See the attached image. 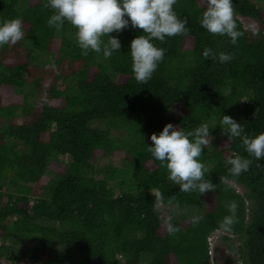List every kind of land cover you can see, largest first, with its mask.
I'll return each instance as SVG.
<instances>
[{
	"label": "trees",
	"instance_id": "16d2710c",
	"mask_svg": "<svg viewBox=\"0 0 264 264\" xmlns=\"http://www.w3.org/2000/svg\"><path fill=\"white\" fill-rule=\"evenodd\" d=\"M45 5L46 0H0V21L20 17L24 30L23 39L0 46V264L42 263L41 249L23 247L20 240L37 241L52 254L50 264H143V253L151 255L148 264H213L208 238L231 200L237 203L236 220L230 232L222 231L229 250L239 253L242 264H264V158L250 156L242 139L264 132V6L233 0L241 35L232 44L227 35L200 27L205 4L176 0L173 9L186 19L188 32L154 39L166 51L151 78L138 82L128 44L140 29L109 33L119 35L121 47L107 58L102 50L83 55L76 28L67 21L60 28L48 25L53 9ZM238 16L253 24L245 28ZM101 39L106 42L107 34ZM205 47L231 59L206 58ZM28 49L51 55L41 62ZM182 50L187 53L177 58ZM98 54L107 59L104 64L95 63ZM187 55V66L173 71ZM223 114L241 123V136L228 139L221 131ZM169 122L185 130L209 125L210 142L197 159L213 191H180L165 165L150 155L148 135ZM119 127L125 129L120 138L112 133ZM216 131L226 137L209 154ZM237 153L251 163L233 177L226 160ZM64 154L71 156L66 163ZM98 155L122 161L106 163L98 178ZM47 169L57 171V181L34 196L32 185H46ZM159 203L204 204V212L197 223L171 221L177 231L169 234ZM232 236L241 239L238 246Z\"/></svg>",
	"mask_w": 264,
	"mask_h": 264
},
{
	"label": "clouds",
	"instance_id": "9594fccd",
	"mask_svg": "<svg viewBox=\"0 0 264 264\" xmlns=\"http://www.w3.org/2000/svg\"><path fill=\"white\" fill-rule=\"evenodd\" d=\"M176 0H46V7L53 9L47 19V24L60 28L65 21L76 28V43L87 55L89 50L101 52L109 57L121 47L118 36L109 33H119L122 29L131 26L140 29L128 44L131 57L133 78L138 82L148 81L158 62L163 58L165 48L154 43L163 42L166 37L188 32L186 19L177 16L173 9ZM198 23L201 28L212 34L227 35L229 42L236 43L241 32L236 28L233 12V0H206V8L201 13ZM253 32L257 31L253 27ZM107 34V41L101 37ZM24 38V30L20 17H13L0 21V46L15 44ZM202 55L212 58L213 55L223 63L231 59V54L219 51L213 54L211 48L205 47ZM220 124L227 138L241 136L242 125L230 115L223 114ZM209 125L201 122L191 130L174 126L171 122L165 123L158 132L148 135V151L157 161L165 165L167 178L179 185L180 191L196 190L203 194L206 190L213 191L215 184L204 178V165L197 159L208 144ZM245 151L257 161L264 158V132L253 137H242ZM227 171L238 176L247 171L251 160L240 154L227 158ZM151 194V193H150ZM161 194L156 192V200ZM228 214L218 223V230L230 232L236 220L237 203L235 200L225 204ZM200 216L192 217L193 223L199 222ZM169 234L177 231L171 223V217L164 221Z\"/></svg>",
	"mask_w": 264,
	"mask_h": 264
},
{
	"label": "rangeland",
	"instance_id": "374dc122",
	"mask_svg": "<svg viewBox=\"0 0 264 264\" xmlns=\"http://www.w3.org/2000/svg\"><path fill=\"white\" fill-rule=\"evenodd\" d=\"M200 4H205L206 5V0H198ZM255 3H257L260 6H264V0H253ZM238 18L241 20L243 26L245 28L250 27L253 24V21L249 18H244L241 16H238ZM62 31L61 30H57L56 35L59 37L61 36ZM116 36L119 35L116 34ZM182 53H187V51L182 50L180 52V54L178 55L177 58L182 56ZM27 54L30 55H39L40 56V61L41 62H47L49 59V56L51 54H47L45 52H39V51H34V50H27ZM190 57L187 55L186 58L184 60H180L175 66H173V70L175 72H181L186 66L187 64H185L184 61L189 60ZM95 63H102L104 64L107 59L104 58L103 56H100L99 54L95 56L94 58ZM66 63V62H65ZM189 64V63H188ZM105 66H102V68L104 69ZM44 86H45V81L42 82L41 85V89L44 90ZM29 87V86H28ZM17 92V91H16ZM15 92V94H16ZM13 98V96H12ZM9 99V98H8ZM18 115L16 117V121L20 122L23 120V115L19 113V110L17 111ZM236 115H241L240 111H235ZM92 125L95 126H107L106 122H104V120H93L91 121ZM112 133L114 135H116L117 137H123L125 135V129L123 127H119V128H112ZM226 134L224 135L223 133L216 131L214 137L212 138L211 144L209 145L208 148V153L212 154L215 150L219 149V144H220V140L225 138ZM71 159V156L69 154H64L61 156V160L63 161V163H66L67 161H69ZM110 161H114L115 163L120 164L122 160L118 161V158L115 157L114 159H109L107 157H103L98 155V157L94 160V167H95V172H96V177L100 178L102 177V173L101 170L103 169V166L110 162ZM47 175H48V180L46 185H36L33 184L32 185V189L33 192L32 194L34 196L37 195H41L44 194L47 187L51 184L56 183L57 178H56V173L57 171L55 169L51 170V169H47ZM3 183L5 187H8L12 190V187L9 186V181L7 178L3 179ZM233 185L237 188L238 191L243 192V186H241L240 184H237L236 182H232ZM112 184V183H110ZM119 192V190H117V193ZM32 195V196H33ZM159 208L161 210L164 211V213L166 214L167 217H171V221H182L185 220L186 218H192L194 216H198V215H202L204 212V204L200 205V206H188V207H184V206H175V205H170V204H165V203H159L158 204ZM215 233H213L211 235L212 238V249H211V254H210V260L213 264H232L234 261V263L236 264H242L241 261L239 260V253H233L232 251L229 250L228 246H227V242L224 240L223 235L224 233L222 231L216 230L214 231ZM234 237L233 241L234 244L236 246H238L241 242V239L237 238L236 236H232ZM11 239H8L7 242H11ZM20 245L23 247H28L30 249L35 250L36 248L41 249V257H42V263L41 264H50L49 263V259L52 258V254L48 251V250H44L43 248H41L42 246L38 244L37 241L34 242H26L23 240L19 241ZM0 243H1V234H0ZM145 257V258H144ZM151 258V255L149 253H143V259L144 262L143 264H148L149 259ZM25 264V263H24Z\"/></svg>",
	"mask_w": 264,
	"mask_h": 264
},
{
	"label": "built area",
	"instance_id": "2783aa9c",
	"mask_svg": "<svg viewBox=\"0 0 264 264\" xmlns=\"http://www.w3.org/2000/svg\"><path fill=\"white\" fill-rule=\"evenodd\" d=\"M213 233H215V232H213ZM213 233H212V234H213ZM212 234H211V235H212ZM211 235H210L209 238H208V239H209V245H210L209 252H211V249H212V246H213V245H212V244H213V243H212L213 240H212V238H211ZM210 254H211V253H210Z\"/></svg>",
	"mask_w": 264,
	"mask_h": 264
}]
</instances>
